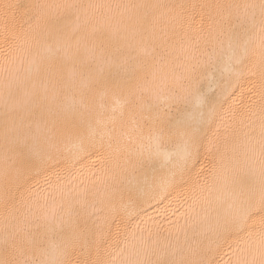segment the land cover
Returning a JSON list of instances; mask_svg holds the SVG:
<instances>
[{"label": "bare ground", "instance_id": "bare-ground-1", "mask_svg": "<svg viewBox=\"0 0 264 264\" xmlns=\"http://www.w3.org/2000/svg\"><path fill=\"white\" fill-rule=\"evenodd\" d=\"M259 3L260 0H0V114L4 111L3 82L9 79L30 84L39 57L47 53L49 46H55L50 34L53 24L68 33L78 30L79 37L89 38L93 26H102L96 33V48L90 54L98 57L106 69L111 66L105 75L118 85L115 96L109 93L103 101L102 118L117 117L115 126L108 124V129L115 127L111 157L101 152L66 163L75 149L71 142L65 141L59 145L55 160L38 169L26 168L17 179L14 174L5 176V153L0 139V235L6 223H14L5 220L6 187L15 194L18 215L39 223H43L46 214L59 213L69 201L75 203L86 192L87 235L81 239L83 247L72 254L74 262L100 259L119 264L129 258L154 262L192 258L200 242L207 243L203 235L204 210L199 203L194 204L193 189L198 197L201 187L213 183L209 170L226 149L230 157L234 145L245 143L243 132L248 131L245 125H252L258 141L262 103L258 79L245 77L217 106L219 117L208 135L212 136L219 127V152L214 150L210 155L202 149L185 178H177L175 183L165 186L162 181L168 175V167H162L164 154L178 159L181 145L178 140L160 145L161 155L152 166L146 167L150 186L134 204H129L126 196L121 197L124 160L129 152L143 151L145 155L149 150L155 152L156 145L148 138L149 122L134 127L129 113L136 110L138 99L154 106L151 115L164 113L169 107L173 114L195 112L196 101L189 91L188 78L193 69L200 92L215 101L216 83L221 80L222 70L227 75L230 52L214 21L229 13H243L246 4ZM66 4L77 7L71 10L57 7ZM5 5L14 7L5 10ZM227 5L241 7L239 10L218 7ZM256 15L258 20V7ZM178 19L183 23L178 24ZM249 39L255 63L260 52L259 29ZM72 43L75 45L76 41ZM129 93L133 94L132 103L123 104ZM173 97L180 98L179 103H173ZM234 130H239L238 137L232 134ZM122 133L131 139L121 137ZM115 137H121L119 153L115 152ZM137 158L138 155L132 156L133 160ZM16 166L20 167L19 163ZM153 167L155 182L151 181ZM256 167H259L258 152ZM248 245L247 231L231 232L213 246L207 258L211 264H238Z\"/></svg>", "mask_w": 264, "mask_h": 264}, {"label": "snow or ice", "instance_id": "snow-or-ice-1", "mask_svg": "<svg viewBox=\"0 0 264 264\" xmlns=\"http://www.w3.org/2000/svg\"><path fill=\"white\" fill-rule=\"evenodd\" d=\"M5 10L14 7L5 5ZM62 7L71 10L76 5L66 4ZM218 7H235L227 5ZM259 8L257 20L256 9ZM243 13L237 11L222 15L214 21L228 44L230 52L227 75L222 70L221 80L216 83L218 95L215 101L200 92L196 82L195 69L189 74V91L195 97V112L185 110L173 114L171 107L164 112L151 115L153 105L143 99L137 100V108L129 113L134 127L140 128L144 121L149 122V140L156 145V151H143L139 154L128 153L124 160L121 183L124 185L121 197H127L129 204L145 194L150 186V177L146 170L161 153L160 145L180 142L179 158L173 160L171 154L165 153L162 167H168V175L162 181L167 186L183 180L198 161L201 150L210 155L219 152V127L209 136L211 127L216 123L218 105L236 88L245 77H255L259 82L261 99V120L258 141L251 124L245 125L243 132L245 143L234 145L231 156L219 157L208 175L213 183L199 189V196L194 204L199 203L204 210L203 223L206 224L204 238L193 257L180 261H152L150 259H124L119 264H211L207 258L213 246L226 234L231 232H248L249 245L244 258L238 264H264V0L259 5L246 4ZM182 24L181 19L177 20ZM259 29V57L252 62L250 34ZM102 26H93L89 37H79L78 30L68 33L55 24L50 34L55 39V46H49L47 53L39 57L35 76L29 85H23L5 79L3 113L0 114V139L3 140L5 153V176L14 174L17 179L23 176L26 168H40L56 159L59 145L71 142L75 149L72 163L79 157L113 153V132L108 124H116L117 117L112 115L103 119L104 99L118 87L107 75L102 61L90 52L96 48V33ZM76 43L73 45L72 41ZM224 40H221V44ZM211 61V58H210ZM7 71V69H5ZM133 94L129 93L123 104L132 103ZM178 97L171 98L179 103ZM118 104L121 101L117 98ZM123 107V105H122ZM149 113V115H145ZM254 114V113H253ZM124 112H120V117ZM139 116V119H137ZM243 125V121H241ZM239 136V130H234ZM227 132L225 136L227 138ZM121 137L130 140L121 134ZM121 137H115L116 153ZM207 141V143H205ZM258 152L259 167H256ZM138 155L133 160L132 156ZM19 163L20 167H17ZM117 167H120L117 164ZM151 181L155 182L156 170L152 169ZM106 186H107V182ZM18 189V185H17ZM24 198H21V203ZM6 223L0 235V264H117L115 260L102 261L88 259L73 261L72 254L83 247L81 239L87 235L88 195L81 194L75 203L69 201L67 208L59 213L43 217V223L30 221L18 215L15 194L6 187L3 196ZM56 241V243H53Z\"/></svg>", "mask_w": 264, "mask_h": 264}]
</instances>
